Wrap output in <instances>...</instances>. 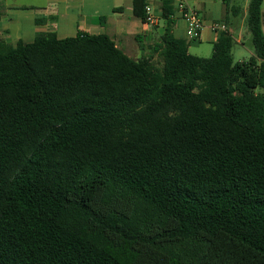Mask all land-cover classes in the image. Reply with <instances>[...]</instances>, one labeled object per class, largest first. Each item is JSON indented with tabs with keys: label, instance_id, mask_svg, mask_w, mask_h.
<instances>
[{
	"label": "trees",
	"instance_id": "16d2710c",
	"mask_svg": "<svg viewBox=\"0 0 264 264\" xmlns=\"http://www.w3.org/2000/svg\"><path fill=\"white\" fill-rule=\"evenodd\" d=\"M263 1L246 61L228 30L190 54L172 21L140 59L106 34L0 41V264H264Z\"/></svg>",
	"mask_w": 264,
	"mask_h": 264
},
{
	"label": "crops",
	"instance_id": "0c3cea01",
	"mask_svg": "<svg viewBox=\"0 0 264 264\" xmlns=\"http://www.w3.org/2000/svg\"><path fill=\"white\" fill-rule=\"evenodd\" d=\"M163 1L146 0L147 7L158 18L157 23L151 25L135 16L133 0H0V41L16 46L32 43L37 36L50 33L56 34L58 39L75 37L80 33L106 34L126 55L140 59L152 55L149 48L161 42L172 21L173 35L189 42V53L209 58L220 36L214 25L224 23L239 46L236 52L238 61H246L255 55L254 47L247 46L251 41L246 23L250 0H185L198 10L204 22L198 41L187 38L186 22L177 9L180 0H169L173 13L170 19L164 18ZM228 7H240L242 13L238 16L230 14ZM261 11L264 25V1Z\"/></svg>",
	"mask_w": 264,
	"mask_h": 264
},
{
	"label": "built area",
	"instance_id": "2783aa9c",
	"mask_svg": "<svg viewBox=\"0 0 264 264\" xmlns=\"http://www.w3.org/2000/svg\"><path fill=\"white\" fill-rule=\"evenodd\" d=\"M177 9L181 13L183 20L186 22L187 25V38L190 41H198L201 38L202 31L204 29V22L199 14L198 10L188 5L185 0H180L177 4ZM147 17L146 22L147 24L154 25L157 23L158 18L152 11L150 7L146 8ZM214 30L222 33L227 31L226 24H216L214 25Z\"/></svg>",
	"mask_w": 264,
	"mask_h": 264
},
{
	"label": "rangeland",
	"instance_id": "374dc122",
	"mask_svg": "<svg viewBox=\"0 0 264 264\" xmlns=\"http://www.w3.org/2000/svg\"><path fill=\"white\" fill-rule=\"evenodd\" d=\"M240 1H244V0H240ZM247 46L252 48L253 47L252 41L248 42ZM237 48L239 49V46L236 44L234 46V50H233L235 61H238V59H239V55L236 53L237 52Z\"/></svg>",
	"mask_w": 264,
	"mask_h": 264
}]
</instances>
